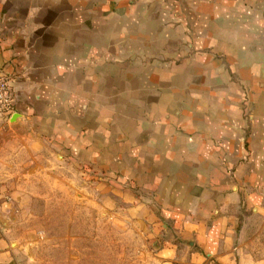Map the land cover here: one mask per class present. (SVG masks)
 <instances>
[{
  "label": "crops",
  "instance_id": "0c3cea01",
  "mask_svg": "<svg viewBox=\"0 0 264 264\" xmlns=\"http://www.w3.org/2000/svg\"><path fill=\"white\" fill-rule=\"evenodd\" d=\"M0 75V264H41L85 171L98 210L153 225L148 264H264L237 244L264 201V0H0Z\"/></svg>",
  "mask_w": 264,
  "mask_h": 264
},
{
  "label": "rangeland",
  "instance_id": "374dc122",
  "mask_svg": "<svg viewBox=\"0 0 264 264\" xmlns=\"http://www.w3.org/2000/svg\"><path fill=\"white\" fill-rule=\"evenodd\" d=\"M84 172V171H83ZM78 178H88L90 182L91 191L89 195V203L82 204V192L79 188L78 195L75 193H67L61 191L57 195V199L64 205L57 209H51V216L43 230H45L47 238L40 236L41 242L38 244L36 250L38 251L41 264H66L65 249L72 247L74 243V250L71 253L75 254V258L79 259L77 264H148L146 261L145 252L149 247H156L157 241H151L150 236L153 231V225L137 224L133 222L137 217L129 211V209L121 207H113L112 202L110 207L100 209L93 204L95 200L96 185L101 182V176L91 175L85 171V175H75V180ZM4 196L6 202H11V192H7ZM46 194L45 192L43 193ZM54 193L50 192L48 196L50 199ZM47 196V197H48ZM95 197V198H94ZM72 200V207L70 205ZM261 206L252 202L248 208H244L241 213L240 224L238 227L237 244H241L244 249L251 255L255 261L264 260V201ZM67 205V207H66ZM36 212L45 213L43 207L35 208ZM50 210V209H49ZM47 212V211H46ZM54 212H56L54 214ZM106 216L105 223H97L93 218L97 216ZM118 217L117 222L111 217ZM73 217H89L90 221H78L74 224L76 229H72ZM54 219L56 223H53ZM140 219V218H139ZM104 232L106 234L104 239H98L97 235L89 236V240L71 241L65 239L67 233L81 236V233ZM51 235L57 238L51 239ZM86 235V234H84ZM88 237V236H85ZM94 238V239H93ZM149 238V239H148ZM151 245V246H150ZM74 251V252H73ZM156 260L150 264H156Z\"/></svg>",
  "mask_w": 264,
  "mask_h": 264
},
{
  "label": "built area",
  "instance_id": "2783aa9c",
  "mask_svg": "<svg viewBox=\"0 0 264 264\" xmlns=\"http://www.w3.org/2000/svg\"><path fill=\"white\" fill-rule=\"evenodd\" d=\"M14 110V98L12 88L7 79L0 75V111L10 114Z\"/></svg>",
  "mask_w": 264,
  "mask_h": 264
}]
</instances>
